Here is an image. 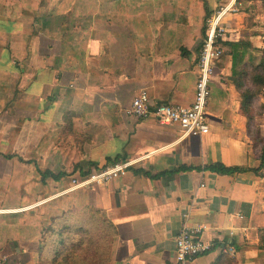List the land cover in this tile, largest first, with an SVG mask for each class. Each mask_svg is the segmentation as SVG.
Returning a JSON list of instances; mask_svg holds the SVG:
<instances>
[{"label": "crops", "instance_id": "1", "mask_svg": "<svg viewBox=\"0 0 264 264\" xmlns=\"http://www.w3.org/2000/svg\"><path fill=\"white\" fill-rule=\"evenodd\" d=\"M217 2L58 0L35 35L21 30L23 39L4 29L0 264H175V238L185 220L205 226L201 239L215 242L188 264H264V175L205 170L259 166V148L229 80V56L214 67L207 135L185 136L153 117L124 113L140 90L152 104H193L202 29ZM229 40L264 49V34L236 29ZM260 106L261 96L252 105V126L264 139ZM22 124L24 154L39 162L21 164L26 187L17 195L21 177L9 163L22 150ZM113 163L131 166L124 177L85 188L73 187L63 172L71 166L77 179ZM32 169L43 171L39 180ZM37 180L41 196L34 194Z\"/></svg>", "mask_w": 264, "mask_h": 264}, {"label": "built area", "instance_id": "2", "mask_svg": "<svg viewBox=\"0 0 264 264\" xmlns=\"http://www.w3.org/2000/svg\"><path fill=\"white\" fill-rule=\"evenodd\" d=\"M223 14L208 23L206 38L201 45L196 63L198 79L193 104L188 107L152 104L148 92L140 90L133 98L130 107L124 111L126 116L137 120L153 117L161 126L180 128L185 136L201 137L209 133L206 108L211 93L210 84L214 67L224 54V48L218 42L223 39L226 29L220 24ZM130 166L131 163L115 164L82 178H72L71 184L75 188L106 184L113 179L124 177ZM205 230L206 227L203 225L189 226L187 220L184 221L175 238V264H188L214 247L215 242H204L201 239ZM228 252L233 251L229 249Z\"/></svg>", "mask_w": 264, "mask_h": 264}, {"label": "rangeland", "instance_id": "3", "mask_svg": "<svg viewBox=\"0 0 264 264\" xmlns=\"http://www.w3.org/2000/svg\"><path fill=\"white\" fill-rule=\"evenodd\" d=\"M58 0H0V42L2 45L6 44L9 40V36L5 34L4 29L13 28L17 32L20 33L21 37L24 39L26 35L22 34V31L27 34L28 32H34L36 34V30H38L41 16L42 14H47L52 12L55 7V4ZM232 0H218L217 6L215 9L209 14L206 22L205 28L208 30V23L209 21H214L218 17V15H222L220 24H224L222 26H228L229 28L225 27V34L226 35H234L236 29L242 30V34H254L255 36L262 35L264 32V0H237L236 4L232 7ZM20 26V27H19ZM27 26V27H25ZM5 27V28H3ZM24 27V28H22ZM244 28V29H243ZM22 30V31H21ZM28 36V35H27ZM246 37V36H245ZM225 38V37H223ZM5 49V48H4ZM8 50V48H7ZM264 50V49H261ZM256 59L261 58L264 55L261 52H254L253 53ZM224 59V58H222ZM221 59V60H222ZM220 60V61H221ZM256 62H259L258 60ZM25 129L24 124L20 125L18 128V138H17V147H21L22 150H18L15 154L16 161L10 162V165L17 164V174L18 177H21V180L17 183V195H24L25 194V185H24V174L26 173L25 167V160L31 159V156H26L24 154V147L26 145L25 140ZM2 152H6L8 154V150L2 147ZM32 160V159H31ZM33 162H39L36 156L33 157ZM21 164H23L21 166ZM9 169L4 168V170ZM33 178L38 179L40 178L39 174L43 172L42 170H34ZM64 174L68 175V180L71 183L72 178L75 175V171L73 167L69 166L68 168H64ZM35 181L33 183L34 187V194L36 196H41L39 188L37 184L39 183ZM36 186V187H35ZM38 188V189H37ZM7 191V190H6ZM5 193L4 195H6ZM7 201V199L5 200ZM4 202V201H3ZM3 204V203H2ZM4 204H7L4 202ZM81 240L84 242L88 241L86 235L80 236ZM68 242H72L70 239Z\"/></svg>", "mask_w": 264, "mask_h": 264}, {"label": "trees", "instance_id": "4", "mask_svg": "<svg viewBox=\"0 0 264 264\" xmlns=\"http://www.w3.org/2000/svg\"><path fill=\"white\" fill-rule=\"evenodd\" d=\"M209 16V14H207ZM224 25V24H221ZM224 27H227L226 25ZM207 30L205 25L202 29L203 38H206ZM218 42L223 48H228L227 54H223L219 61L229 56L231 63V77L230 81L235 86V89L241 98V111L247 119L248 134L254 142V146L259 153V166L254 169L225 167L222 164H213L205 168L206 171L216 173L218 175L232 176L246 172H252L255 175L263 176L264 172V139L260 137L258 129L252 126L254 111L252 105L260 96L264 97V55L256 59L254 52H261L264 50L254 48L248 41L233 42L229 40L230 35L224 36ZM225 55V56H224ZM259 62H256V61ZM264 106L258 109L261 112ZM116 163H113L115 165ZM179 170H189L182 168Z\"/></svg>", "mask_w": 264, "mask_h": 264}]
</instances>
